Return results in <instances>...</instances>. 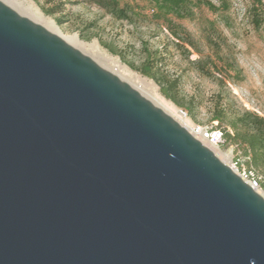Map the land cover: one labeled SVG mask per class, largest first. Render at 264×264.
I'll use <instances>...</instances> for the list:
<instances>
[{"label": "water", "instance_id": "water-1", "mask_svg": "<svg viewBox=\"0 0 264 264\" xmlns=\"http://www.w3.org/2000/svg\"><path fill=\"white\" fill-rule=\"evenodd\" d=\"M0 264H264V197L0 0Z\"/></svg>", "mask_w": 264, "mask_h": 264}, {"label": "rangeland", "instance_id": "rangeland-1", "mask_svg": "<svg viewBox=\"0 0 264 264\" xmlns=\"http://www.w3.org/2000/svg\"><path fill=\"white\" fill-rule=\"evenodd\" d=\"M193 1L192 13L184 16L150 0H120L123 10L116 13L102 0H18V5L46 16L61 34H76L93 46L91 54L107 56L123 74L144 78L154 98L190 131L200 124L233 135L232 123L244 112L264 117V21L255 25L252 0H208L215 9L197 3L205 0ZM146 66L154 76L142 73ZM238 149L244 148L226 137L218 148L226 162ZM258 170L264 175V167Z\"/></svg>", "mask_w": 264, "mask_h": 264}, {"label": "trees", "instance_id": "trees-1", "mask_svg": "<svg viewBox=\"0 0 264 264\" xmlns=\"http://www.w3.org/2000/svg\"><path fill=\"white\" fill-rule=\"evenodd\" d=\"M159 8L167 12H174L178 16L189 15L192 13L193 0H150ZM198 4H205L209 9H215L216 6L208 0L198 1ZM120 0H102V5L114 13L122 11L123 8L119 6ZM253 21L255 25L259 26L264 21V1L252 0ZM142 73L147 76H154L151 67L146 66L141 69ZM164 92L168 97H173L167 88ZM175 99V98H174ZM241 123V125L239 124ZM235 133L232 135L223 128L225 137L234 141L240 147L243 146L245 150L250 149L252 154V164L258 169L264 167V117L254 114L250 111L244 112L239 116L235 122L232 123ZM239 125L241 128H239ZM261 173V172H260ZM262 174V173H261ZM263 175V174H262ZM264 187V175H263Z\"/></svg>", "mask_w": 264, "mask_h": 264}, {"label": "bare ground", "instance_id": "bare-ground-1", "mask_svg": "<svg viewBox=\"0 0 264 264\" xmlns=\"http://www.w3.org/2000/svg\"><path fill=\"white\" fill-rule=\"evenodd\" d=\"M2 1L5 2L6 4L10 5L12 8L17 10L19 13L31 18L32 20H34L37 23L42 24L48 30L59 34L67 42H69L70 44H72L73 46H75L76 48H78L79 50L84 52L85 54L89 55L91 58H93L95 61H97L99 64H101L103 67H105L106 69L110 70L111 72H113L114 74H116L117 76L122 78L124 81L129 83L131 86L136 88L139 92H141L144 96H146L154 104H156L157 106H159L162 109H164L162 107V105L154 98V95L152 94V92H150L152 89L149 90L150 89V85L144 78L138 77L137 75H134V74H128V73L123 74L122 72H120L118 70L119 68L115 69V68L111 67L110 66V63H111L110 59L107 56H105L103 54H100V53H97L96 55L91 54V49H93L92 45L88 46L76 34H72L70 36H66L64 34H61L60 32H58V28H57V26H56V24L54 22H52L51 20L47 19L46 16L45 17L43 15L42 16H37V15H35L33 13H28V12L24 11L21 7H19L20 5H18V4L21 3V2H18V0H2ZM191 131L190 132L194 136H196L198 139H200L205 145H207L210 149H212L214 151V153H216V155H218L224 162H226V159L223 156H221V154L219 153V150H218L219 147L218 146H215V145H212V144L208 143V141L206 139H204L200 135L194 133L192 129H191ZM230 157H231V155L229 154V156L227 158V162H226L227 164H229ZM257 192L264 197V193L262 191L258 190Z\"/></svg>", "mask_w": 264, "mask_h": 264}, {"label": "built area", "instance_id": "built-area-1", "mask_svg": "<svg viewBox=\"0 0 264 264\" xmlns=\"http://www.w3.org/2000/svg\"><path fill=\"white\" fill-rule=\"evenodd\" d=\"M182 114L186 116V112L183 110ZM192 130L194 133L200 135L206 139L208 143L220 147L225 141V131L223 128L218 126L200 125L193 124ZM236 146H239L236 144ZM229 165L237 172L243 180L249 183L255 190L262 191L263 187V175L260 171L252 164V154L250 149L243 151L238 149L235 154L231 155L229 159Z\"/></svg>", "mask_w": 264, "mask_h": 264}]
</instances>
